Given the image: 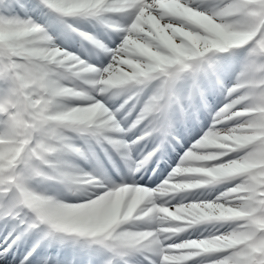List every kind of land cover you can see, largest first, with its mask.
Wrapping results in <instances>:
<instances>
[{
	"label": "clouds",
	"instance_id": "9594fccd",
	"mask_svg": "<svg viewBox=\"0 0 264 264\" xmlns=\"http://www.w3.org/2000/svg\"><path fill=\"white\" fill-rule=\"evenodd\" d=\"M45 9L60 31L35 20L0 27L9 82L0 93V224L27 225L48 244L142 247L154 264H264V0H45ZM83 25L120 42L108 47ZM74 39L107 63L63 46ZM190 64L219 71L207 86L185 78L158 96L165 72ZM213 89L227 102L161 175L180 127L201 106L210 111ZM118 128L140 132L124 141L126 171L109 172L86 147L77 148L87 170L55 166L73 134L87 146ZM140 144L151 147L137 153Z\"/></svg>",
	"mask_w": 264,
	"mask_h": 264
},
{
	"label": "snow or ice",
	"instance_id": "6c2138e0",
	"mask_svg": "<svg viewBox=\"0 0 264 264\" xmlns=\"http://www.w3.org/2000/svg\"><path fill=\"white\" fill-rule=\"evenodd\" d=\"M129 11H132L129 9ZM32 17V20L29 19ZM35 17V19L33 18ZM33 20L36 22L38 20H43L44 23L48 24L53 32L60 31L58 24L51 17L46 15L45 0H0V27L5 25H31ZM120 41L116 44H118ZM116 44L112 47L115 48ZM213 71H219V69H212L209 66L203 64H190L186 66L177 67L173 70L165 72L164 82L158 90V96H163L166 93L173 91L174 86L178 80L189 79L190 81H201L206 82L205 77L211 78ZM9 82L5 70L0 68V93L8 89ZM122 113L117 114L116 119L120 120ZM117 133H122L120 129H117ZM107 142L110 144L124 160H127L126 145L123 140L112 139L111 135L106 136L100 144ZM65 149L68 152L75 154H80L77 147L71 146L69 141H65ZM37 154L40 153L41 149H36ZM4 161H0V164ZM62 171L70 174L71 170L66 165L58 163L55 165ZM14 227H6L9 230L6 234L0 235V264H7V257L10 255L14 248L27 242L29 236L25 232L27 225H19ZM34 231V230H29ZM42 242L36 240L32 244L31 249L27 251L26 255L20 260L23 264H49L53 260L52 256H41L37 252V249L41 247ZM95 247L88 248L89 256L104 257V261L108 260L109 264H130V258L132 257H142L147 264H154L151 254L145 252L142 247H126L117 245L113 240H106L103 238L96 239L94 241ZM9 245L11 247L9 248ZM8 249L7 252L4 250ZM33 253H36L34 256ZM19 262V264H20ZM59 264V261H56ZM155 264H160L159 260L155 261ZM219 264H227V260H220Z\"/></svg>",
	"mask_w": 264,
	"mask_h": 264
},
{
	"label": "bare ground",
	"instance_id": "6f19581e",
	"mask_svg": "<svg viewBox=\"0 0 264 264\" xmlns=\"http://www.w3.org/2000/svg\"><path fill=\"white\" fill-rule=\"evenodd\" d=\"M33 18L35 19V17H33ZM40 21H43V20H40ZM85 26L93 27L91 25H85ZM95 29H97V31H98L97 33H100L99 35L105 36L108 39V40L106 39L107 41L111 42L113 40V38L111 40L108 38V35L105 34V31L103 29H101L99 27H95ZM78 45H79V48L77 47ZM69 46H70V48H76V49H94L91 44L87 45V44H85V42H84V47L82 48L81 47V42L79 41V39H77V41L70 42ZM238 67H239V60H238ZM227 80H229V77H228ZM204 83H205V86H207V83L206 82H204ZM226 83H227V81H226ZM214 92L217 93L216 101L218 103L223 101L224 95L222 93H220V92H217L216 90ZM212 101L215 102V97L214 96H212ZM226 102L227 101L223 102L221 105H219L217 108H215L213 112H208V110H204L201 107L199 108V111L195 115L194 119L191 118L187 122L186 126H184L186 130L184 132H181L180 137H178V141L179 142L173 141V145L175 146V151H172V149L168 150V158H167L168 159V163L178 159V157L182 153L183 149L185 147H187L188 140L198 130L205 131V129L202 127V122L204 120H206L207 118H211V114L210 113H214L216 110H218L220 107H222L223 104L226 103ZM202 112H204V113H202ZM196 118L198 120L197 123H196ZM117 135L121 136V137H128V138L131 139V134L125 135L123 133H114V134L111 135V137L112 136H117ZM123 141H126V140L124 139ZM74 143H81L82 147H86V149L94 156L95 153L92 150L90 151V144L91 143L89 145L85 146L84 142L81 139L77 138V137L74 140ZM74 143H70V145L73 146ZM105 143H107V142H105ZM104 144H98V145H104ZM171 153H174V155H171ZM75 156H76L75 153L68 152V153H66L64 155V159L69 158L74 163L73 158ZM94 157H95L96 161H98L96 156H94ZM123 161H124V164H125V160L124 159H123ZM168 163L165 164L163 169L160 170L161 174H163L165 172V167L168 165ZM81 164L84 165V166L86 165L88 168L90 166L89 163L86 162L85 159L82 160ZM123 171H126V169L123 168L122 166H119V165L116 164V169H112V171H109V172L115 174L117 172H123ZM149 182H151V181H149ZM5 229H6V227H4L2 224H0V235L3 234ZM29 243H31V239L28 238L26 243L20 245L17 248H14V250H12L10 255L7 257V264H19L20 260L24 257V255H26L25 249L28 247ZM54 244L55 243H52L51 248L49 249V247H48L49 244L48 243H42L41 247L37 249V252L40 253L42 257L43 256H52L53 257V260L50 261L49 264H56L57 260L59 261V264H103L104 257H96V256H91L90 257L89 254H88V248L89 247H87V246H82L81 244H78V243L74 244L72 242H67V243H63V244L60 243L61 247H60V249H58V248H55ZM92 247L94 248L95 246H92ZM28 248H29V250L31 249V247H28ZM53 248H55V249L53 251H51ZM33 255L35 256L36 253H33ZM130 260L134 261L133 264H143L144 263V260L141 259V257H132V258H130Z\"/></svg>",
	"mask_w": 264,
	"mask_h": 264
},
{
	"label": "rangeland",
	"instance_id": "374dc122",
	"mask_svg": "<svg viewBox=\"0 0 264 264\" xmlns=\"http://www.w3.org/2000/svg\"><path fill=\"white\" fill-rule=\"evenodd\" d=\"M38 23H44V21H37ZM82 27V30L83 31H85V32H87V33H89V34H92V35H95V36H97L102 42H104L106 45H108L109 47H113L117 42H118V38H116L115 36H113V40L110 42V41H107L108 39L105 37V36H101V35H99L100 33H97L98 31H97V29H95V27H87V26H85V25H83V26H81ZM103 39V40H102ZM107 39V40H106ZM104 40H106V41H104ZM77 41V40H76ZM114 41V42H113ZM59 42V41H58ZM69 50L70 51H73V52H75L77 55H80L81 56V58L82 59H85L87 62H89V63H91V64H94V65H96V66H101L102 64H106L107 63V60H108V58L102 53V52H100V51H98V50H95V49H89V50H86L85 51V49H76V48H70L69 47ZM238 60H239V57H235V58H233L232 60H229L228 61V63H229V65H230V68H231V71H230V74H229V80H227V83L230 85L231 83H232V76H234V74H235V71L236 70H238ZM215 90H211L210 92H209V94H208V96H207V101H208V103L211 105V109H210V111H208V112H213L214 111V109L215 108H217L219 105H221L223 102H225L226 100H225V98L223 99V101H221V102H217L216 101V98H217V93L216 92H214ZM211 93V94H210ZM214 93V94H213ZM212 96H214L215 97V102H213L212 101ZM213 104V105H212ZM202 107V106H201ZM204 109V108H203ZM205 110V109H204ZM202 113H204V112H202ZM194 117H195V115H194ZM194 117H192L193 119H194ZM132 118H135V112H133V114H132V117H130L129 119H132ZM197 119H196V123H197ZM210 124H211V118H207L206 120H204L203 122H202V127L205 129V130H207V128L210 126ZM126 126V125H125ZM184 129V130H183ZM181 130H183V131H181ZM186 129H185V127H180V133L179 134H177V138L178 137H180V134H181V132H184ZM140 134V132H135L134 133V135H136V134ZM203 133V131L202 130H198L189 140H188V144H187V147L191 144V142L194 140V139H196V138H198L199 137V135H201ZM115 138V140H118V137H114ZM76 139V136H75V134H73L72 136H71V138H70V140H69V142L70 143H74V140ZM123 139H125V140H129L130 138H128V137H119V140H123ZM73 146L74 147H80V146H82V144L81 143H74L73 144ZM151 147V145H148L147 147H145V146H138L137 148H147V149H149ZM186 148V147H185ZM76 155H78V154H76ZM171 155H174V153H171ZM75 158H76V161H74V163L71 161V159H69V158H66V159H64V157L62 158V160L64 161H62V164H64V165H66L68 168H70V170L71 171H73V170H78V169H84V170H87L88 169V167L85 165V166H81V164H80V160H81V158H83V157H81L80 155L79 156H75ZM71 161H69V160ZM84 159V158H83ZM67 160V161H66ZM175 162H176V160L175 161H171L170 163H168V165L165 167V172L163 173V174H161V175H164V174H166V172L168 171V169H169V167L171 166V165H174L175 164ZM100 164V163H99ZM160 177H156V179H159ZM154 181H151V182H149V183H153ZM71 202H75V201H71ZM9 229L7 228V230H5L4 231V233L3 234H6L7 233V231H8ZM2 234V235H3ZM29 237H31L32 239H31V243H29L28 244V247H31L32 245L31 244H33L37 239H38V236L37 235H35V234H33V235H31V236H29ZM26 248L25 249V252L27 253V251H29V248ZM141 259H143L142 257H141ZM144 260V259H143ZM130 263L131 264H133L134 263V261L133 260H130ZM143 264H147V261H145L144 260V263Z\"/></svg>",
	"mask_w": 264,
	"mask_h": 264
}]
</instances>
